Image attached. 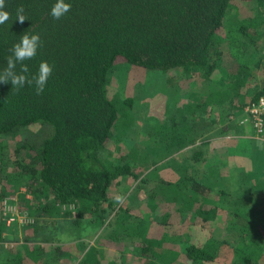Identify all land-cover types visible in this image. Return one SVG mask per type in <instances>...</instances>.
<instances>
[{
  "label": "trees",
  "instance_id": "trees-1",
  "mask_svg": "<svg viewBox=\"0 0 264 264\" xmlns=\"http://www.w3.org/2000/svg\"><path fill=\"white\" fill-rule=\"evenodd\" d=\"M66 2L71 3V11L62 19L54 20L49 11L55 0H5L4 10L11 14L12 19L0 25V71L6 67L12 46L26 31L39 33L43 41L37 56L24 62L30 73L38 71L42 60L54 65V70L40 95L36 94L33 86L25 85L16 91L11 82H0V134L32 123L44 124L50 129L45 136L38 138L35 134L28 137L23 143L27 147L22 145L18 148L23 152L15 149L13 165L16 170L2 179L0 205L5 196L14 195L21 186H25L23 180H26L28 190L34 193L30 213L33 214V211L38 216H49L41 222L49 223L56 213L63 212L60 208L59 212L51 211L58 204H64L62 214L66 217L70 213L67 205H71L77 207L76 218L83 213H96L97 222H101L112 209L111 197H116L112 190L120 178L139 176L133 160L135 156H128V150L118 159H110L102 152L112 136L115 123L128 119L129 113L123 107L130 106L132 101L130 98L115 100L111 95L112 84L117 81L112 76V70L124 64L149 71L182 69L187 75L202 70L205 77H211L223 54L221 42L224 40L228 45V40L233 43L239 36H248L250 41L256 43L260 36L257 31L259 18L251 15L254 11L252 3L256 0ZM20 5H23L28 17L23 23L15 20L16 9ZM252 27L253 30L250 29ZM231 33H235L236 37L231 39ZM230 54V58L224 57V65H235L236 70L226 73L223 87L213 82L208 86L206 96L194 95L196 102L189 104L190 115L197 117L193 122L194 129L191 126L176 128L173 125L170 128L172 136L175 137L178 131L183 136L188 129L193 132L208 131L211 126L208 117L215 106L224 105L234 114L246 111L261 97L264 99V84L256 87L254 80L256 70L264 69V64L259 59L239 60L234 53ZM19 67L18 64L17 71ZM201 107L207 109L206 116L202 114L203 111L201 113ZM230 127L225 125L224 129L229 132ZM259 134L258 138L262 139L263 133ZM149 140L145 135L140 138V141ZM227 144L236 146L240 142L236 139ZM242 148L247 149V145ZM256 165L250 167L241 161L240 165L231 168V173L244 170L250 173L264 172ZM156 171L153 169L149 175ZM227 175L230 179L224 187V197L231 190L239 192L233 174ZM156 177L155 174L153 178ZM164 185L161 179L150 186L142 183L139 188L142 205L146 207L148 200L152 201L155 192L165 188ZM204 200L206 198L202 195V208L212 210L208 208V201ZM261 205H264V196L261 197ZM149 207L155 208L152 204ZM122 209L123 216L110 224L109 237L129 243L128 249L129 246L134 248V253L128 250V261L140 252L148 260L154 256L165 264H171V254L176 258L174 264H215L213 255L202 245L187 242L182 246H171L161 241L157 233L150 232V228L151 231L166 229L168 224L173 223L170 217L161 223L153 219L145 220L144 213L140 215L138 207L123 206ZM118 211L115 210L114 214ZM226 222L228 225L230 221ZM250 224V220L246 221V228H242L235 238L224 240V246L231 248L230 262L233 264H264V245L253 234L250 238L245 233ZM3 225L0 219V231ZM36 226L32 227V236L38 234ZM54 238V235L48 236L50 241ZM23 239L24 244L14 249L9 264H42L38 262L39 250L36 246L25 245L28 241H35L28 236ZM6 247L11 251L17 246ZM116 248L126 250L121 244ZM142 256L140 264L145 262ZM59 258L61 252L53 257ZM121 258L124 260L126 257ZM80 264H87L86 259H82ZM148 264H160V261H148Z\"/></svg>",
  "mask_w": 264,
  "mask_h": 264
},
{
  "label": "rangeland",
  "instance_id": "rangeland-1",
  "mask_svg": "<svg viewBox=\"0 0 264 264\" xmlns=\"http://www.w3.org/2000/svg\"><path fill=\"white\" fill-rule=\"evenodd\" d=\"M252 8L254 11L251 15L259 18L257 31L260 36L257 42L250 41L248 36H239L233 43L228 40V45L223 40L220 44L223 54L211 77H205L202 70L187 75L182 69L149 71L124 64L112 70V76L117 81L112 84L111 95L114 99L130 98L132 101L130 106L123 107L129 113L128 119L126 122L118 120L115 123L112 136L102 152L110 159H118L128 150V156H135L133 160L139 176L120 178L112 193L123 199L117 203L115 197H111L112 209L101 222H97L96 213H83L76 218L77 207L71 205H67L70 213L66 217L62 214L64 204L51 208V211L59 212V208L63 211L56 213L51 222H41L49 216H38L33 211V214L30 213L34 193L28 190L29 183L23 180L25 186H21L16 194L1 200L0 219L4 225L0 231V243L17 247L10 251L3 246L0 264H9L15 250L24 244L23 237L26 236L35 241H28L25 245L36 246L39 250L38 262L42 264H80L82 259H86L87 264H140V252L128 261V250L134 253V248L129 246L128 249L129 243L109 237L112 228L110 224L123 216V206L138 207L140 215L144 213L145 220L153 219L162 223L170 217L173 223L168 224L166 229L151 231L150 228V232L157 233L161 241L171 246H182L187 242L202 245L213 255L215 264H233L230 262L231 248L224 246V240L235 238L242 228H246L248 220L251 224L245 233L250 238L253 234L264 245V205H261L264 172L250 173L244 170L231 173V168L240 165L241 161L250 167L256 163V167L264 169V134L262 139L258 138L260 134L255 127L257 122L264 123L262 105L260 109L256 105L260 116L252 112L250 107L246 111L232 114L224 105L215 106L208 117L211 123L208 131L193 132L188 129L187 134L182 136L178 131L175 137L171 132L173 125L176 128L191 126L194 129L193 122L197 117L189 112V104L196 102L194 95L206 96L208 86L213 82L223 87L226 73L236 70L235 65H224V57L228 59L230 53H234L239 60L259 59L264 64V0H256ZM250 29L253 30V27ZM234 37L236 34L231 33L230 38ZM254 80L256 87L264 84V69L256 70ZM201 113L206 116L207 109L201 107ZM225 125L231 126L229 132L224 129ZM49 131L47 125L32 123L0 134V188L3 187L2 179L16 170L13 165L15 149L23 152L18 148L25 146L23 143L28 137L37 134L39 138ZM144 135L150 139L148 142L140 141ZM236 139H239L240 144H227ZM240 145H247V149ZM231 157L233 162L227 171ZM153 169L157 171L149 175ZM228 173L233 174L234 180L238 182L239 192L231 190L224 197V187L230 179ZM155 174L157 177L153 178ZM158 179L165 183V188L157 190L154 199L148 200L146 207L143 206L139 188L142 183L150 186ZM202 195L212 210L202 208ZM149 204L155 208H150ZM115 210H119L116 215ZM226 221H230L228 225ZM32 225L38 226V234L35 236H32ZM49 235H54V240H48ZM120 244L126 250H118L116 246ZM58 246L60 248H56ZM60 252L61 258L53 259ZM124 256L126 258L122 260ZM142 258H145L143 264H148V261L165 264L154 256L150 260L148 257ZM170 258L171 264H174L175 255L171 254Z\"/></svg>",
  "mask_w": 264,
  "mask_h": 264
},
{
  "label": "clouds",
  "instance_id": "clouds-1",
  "mask_svg": "<svg viewBox=\"0 0 264 264\" xmlns=\"http://www.w3.org/2000/svg\"><path fill=\"white\" fill-rule=\"evenodd\" d=\"M5 7V0H0V25L12 19L11 14L4 10ZM71 7V3L66 2V0H55L49 15L54 20H60L71 11ZM15 20L20 23L28 20L23 5L16 9ZM42 45L43 41L39 33L24 32L19 37V41L12 46L11 55L6 59V67L0 71V82H11L12 88L16 91L24 88L25 85L33 86L37 95L42 94L53 74L54 65L42 60L39 63L38 71L31 74L28 65L24 63L34 59ZM18 64L20 66L19 71H17ZM122 199L119 195L115 197L117 203H120Z\"/></svg>",
  "mask_w": 264,
  "mask_h": 264
},
{
  "label": "built area",
  "instance_id": "built-area-1",
  "mask_svg": "<svg viewBox=\"0 0 264 264\" xmlns=\"http://www.w3.org/2000/svg\"><path fill=\"white\" fill-rule=\"evenodd\" d=\"M259 100H260L259 102L252 104V106L250 107L251 111L254 112L255 114H257L258 116H260V114L257 113L258 111H257L256 105H257L258 109H260L261 105L263 107L262 109H264V99L261 97ZM255 127H256L258 133H263L264 123L257 122V123H255ZM3 246L6 248L7 244H1L0 243V252H1V249Z\"/></svg>",
  "mask_w": 264,
  "mask_h": 264
}]
</instances>
